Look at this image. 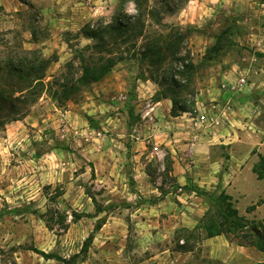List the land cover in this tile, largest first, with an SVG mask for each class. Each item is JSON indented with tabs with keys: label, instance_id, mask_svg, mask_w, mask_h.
<instances>
[{
	"label": "rangeland",
	"instance_id": "1",
	"mask_svg": "<svg viewBox=\"0 0 264 264\" xmlns=\"http://www.w3.org/2000/svg\"><path fill=\"white\" fill-rule=\"evenodd\" d=\"M21 1L24 4L17 11H6L0 5V56L29 49L50 62L46 86L34 100L0 101V264H57L32 248L70 258L80 252L99 218L103 225L94 232L88 251L70 264H224L210 255L205 228L213 217L218 222L222 219L213 206L208 217L199 218L195 225L191 222L194 197L188 195L195 187L180 188L172 173V153L165 140L173 133L167 127L171 117L162 107L151 109L150 103L176 97L190 110L187 116L211 118L208 109H197L196 100L207 88L223 87L214 77L221 70L219 61L241 55V36L248 32L241 27V20L247 17L241 12L243 1L200 0L204 9L199 6L196 10L203 16L199 23L186 18L190 0H140L141 11L134 0ZM258 1L256 24L264 34V0ZM205 6L214 11L208 14ZM116 22L128 27V36L105 31L107 47H96L103 42L84 34L87 26L104 31ZM224 29L225 37L218 40ZM156 36L179 45L174 56L164 49L167 58L158 82L151 79L155 68L149 59L143 62L139 54ZM215 46L221 48L215 50ZM91 56L122 58L102 80L82 87L73 100L60 103L54 97L58 86L54 82H62L68 73L80 76L82 57ZM165 75L174 77L179 85L165 83ZM93 95L100 106L80 109ZM225 106L234 107L231 102ZM13 110L21 113L14 115ZM147 110L149 114H145ZM110 112L119 118L115 126L107 121ZM72 116L77 121L72 122ZM228 117L222 130L232 124ZM82 120L101 127V133L93 129L83 132ZM236 120L230 128L239 129L241 137L253 141L258 132L255 125L239 126ZM195 125L205 127V123ZM132 139L140 141L134 149ZM260 148L251 151L254 164L264 154V146ZM96 153L101 156V166L110 163L108 170L94 167L90 156ZM250 177L245 195L241 192L243 199L233 201L239 215L248 221L243 232L252 230L255 240L254 228L264 230V207L257 209L250 202L259 191L264 202V179L261 183L252 174ZM97 205L106 210L98 215ZM48 207L67 214V228L57 215L52 228L46 225L41 214ZM75 211L82 214L78 220L73 217ZM243 232L223 235L237 244L248 241L242 238Z\"/></svg>",
	"mask_w": 264,
	"mask_h": 264
},
{
	"label": "crops",
	"instance_id": "2",
	"mask_svg": "<svg viewBox=\"0 0 264 264\" xmlns=\"http://www.w3.org/2000/svg\"><path fill=\"white\" fill-rule=\"evenodd\" d=\"M241 1H243L241 12L244 11L247 16L241 20V27L244 26V29L248 30L246 34L241 36V55L238 54L237 57L232 58L227 56L219 61L221 70L218 72L219 75L214 77H218L223 82V87H217V89L215 87L207 88L196 100L197 109H208L211 118L202 114L196 119L193 116H187V112L173 116L170 113L173 102L169 97H161L150 103L151 109H161L162 107L171 117L167 121L170 126L168 124L167 127L173 129V133L165 140L172 153V173L180 188L185 185H193L195 189L213 193L214 196H218L225 191L237 203L243 199L241 192L242 195H245L244 192L247 191V182L251 179V174L253 179L255 178L256 181H261V183L264 179H259L254 172L253 167L255 164L253 160L255 155L251 153L255 146H258L259 150L262 145L264 146V106H262V104L264 105V56L259 54L264 53V51L261 52V49L264 50V34L256 24L259 13L255 10V6L260 2L258 0ZM203 3L200 0H190V11L188 14L186 13V18L189 21L200 22L203 16L200 11L196 10L199 6L204 9ZM21 4H24L21 0H0V5L6 11H17L21 8ZM205 8L208 14L214 11L213 7L205 6ZM245 23L248 24L245 25ZM245 42L248 43L247 47L252 50L244 46L246 45ZM254 51L256 53H253ZM112 77L113 74L107 80L112 79ZM242 79H244L243 83L240 82ZM91 98L92 100L85 102L80 109L85 108V111H87L89 106L97 108L99 105L97 97L93 95ZM226 102L233 103L234 107L225 106ZM71 112L74 113V111ZM230 112L236 113L238 116L234 117ZM149 113L150 110H147L145 114ZM225 114L229 116L228 119L231 120L232 124L237 119L239 126L253 127L255 125L258 132L255 131L254 140L246 141L240 136L242 131L237 128H230L232 124H229V128L222 130V125L227 123L225 120L227 115ZM202 116H205L204 120H202ZM106 117L108 123L113 126L117 125L119 118L115 117L112 112L107 114ZM75 120L77 121V117L72 116V122H75ZM82 123V125H85L83 132L88 129L97 130L99 133L102 131L101 127L91 126L87 120H82ZM101 123L103 122L101 121ZM101 123L99 121V124ZM202 123H205V127L197 129L195 124ZM162 125L165 124L162 123ZM104 141L108 143L109 140L105 138ZM137 143H140V141L132 139L133 149L136 148ZM99 155L96 153V155L90 156L94 167L108 170L110 163L101 166L102 159ZM247 171H251L250 174H247ZM259 192L250 202L254 203L257 209L264 207V202L258 196L261 191ZM188 196L194 197V204H191L189 214L191 215V222L195 225L198 219L203 217L208 210L210 199L195 190H191V194ZM258 198L259 203H256ZM157 204L155 202V205ZM206 243L210 246V255L220 259L224 264H255L264 261V251L254 246L236 244L229 241L223 234L207 237Z\"/></svg>",
	"mask_w": 264,
	"mask_h": 264
},
{
	"label": "trees",
	"instance_id": "3",
	"mask_svg": "<svg viewBox=\"0 0 264 264\" xmlns=\"http://www.w3.org/2000/svg\"><path fill=\"white\" fill-rule=\"evenodd\" d=\"M134 1L137 3L139 11H141L142 2L140 0ZM127 28L128 27L126 25H123L119 22H116L115 24H110V26L107 27V29L104 31L98 28L95 29L87 26L84 30V34L90 38L99 39L101 42H103L97 43L96 47L98 45H105V47H107L104 37L105 31H107V33L121 32L119 34L126 35ZM226 31L227 29L221 31V33L217 36V39L220 40L224 38L226 35ZM175 34H177L176 38L178 40L181 39V37H178L179 32H176ZM127 36L128 35H126V37ZM175 43H177V41L167 42L164 40L163 42L161 41L159 36H156L155 39L148 41L145 44L143 50L139 53L140 59L143 62L146 59H149V64L155 68L151 76V79L155 82H158V72L161 69V65L167 58V54H165L164 49L167 47L168 50L172 51V56H174L177 53L176 49L179 46H176L177 44ZM175 46L176 48L173 49ZM219 48H221V46H215L214 49L218 50ZM109 51L112 52L111 49ZM37 53V50L25 49L23 50V54L22 52H8L6 55L4 54L3 56H0V101H5L7 99L11 101L19 100L24 102L28 100L29 97L34 100L35 97L39 95V93L44 89V87L46 86L45 73L46 69L49 66L50 60L41 55H38ZM259 54L264 56V53ZM121 58V56H99L97 58H94L92 56L90 58L82 57L81 75L75 78L73 74L68 73L65 78H63L62 82H59L60 80L55 81V85L58 86L53 92L54 97H56V99H58L59 101L61 99L62 102L60 103H63L64 100H73L75 94L80 93L82 91V87L90 86L92 83L102 80L107 75V73L112 70V68ZM154 72H156L157 74H155ZM162 80L165 83H168L170 81L174 83L176 81V84L179 85L174 77L169 78L167 75H165ZM6 89H9L8 91H10L8 94H6ZM17 93H19L20 95H16ZM169 98L173 102V107L171 111L173 116H177L181 113L190 111L187 106L183 104L184 100H178L176 97ZM17 111L18 110H13L11 113H13L14 115H18V113H21V111ZM259 156V162L254 165L253 170L257 174L259 179H263L264 172L261 171V168L264 169V154H259ZM193 190H195L201 195L209 197L210 199V206L202 218L204 219L208 217L214 206L216 208L215 215L221 217L222 219L220 220V222H218V220L216 221V219L213 217L207 224H205L207 232L206 237H212L220 234L227 235L229 232L231 233L232 231H235V233L241 231L243 232L244 228L248 226L247 219L244 216L239 215V210L235 206L232 196L227 194L225 191L221 192L218 196H214L213 193L202 191L197 188ZM92 199L94 200V198ZM105 210V208L99 205L96 206V211L98 212V215L99 213H102ZM49 214L51 215L48 216ZM54 215H57V217L59 218V222L64 226V228H67V224H65L68 218L67 214H64L63 212L57 209L53 210V208L48 207L47 210L41 214V218L44 219L46 225L49 228H52L53 224L51 223V221L54 220ZM81 216L82 214H80L79 212H73V217L75 220H78L79 218H81ZM102 225L103 221L101 218H99L97 223L95 224V231H98L102 227ZM94 232H92L85 239L80 252L73 254L72 256H70V258H64L58 253L45 252L44 250H39L37 248L32 249H35V251L40 253L46 259L57 260V264H70L75 260L76 257L80 255V253H86L88 251L90 244L92 243L94 238ZM251 232L252 230L250 231V233L243 232L242 238L245 240L248 239V241L244 242L239 240L237 244L255 246L259 250L264 251V239H261L256 234V239L254 240L253 238L255 237V234ZM181 245L184 246V244ZM255 264H264V261H259Z\"/></svg>",
	"mask_w": 264,
	"mask_h": 264
},
{
	"label": "water",
	"instance_id": "4",
	"mask_svg": "<svg viewBox=\"0 0 264 264\" xmlns=\"http://www.w3.org/2000/svg\"><path fill=\"white\" fill-rule=\"evenodd\" d=\"M254 231L256 232V234H257L260 238L264 239V230H261V229H259V228H254Z\"/></svg>",
	"mask_w": 264,
	"mask_h": 264
},
{
	"label": "built area",
	"instance_id": "5",
	"mask_svg": "<svg viewBox=\"0 0 264 264\" xmlns=\"http://www.w3.org/2000/svg\"><path fill=\"white\" fill-rule=\"evenodd\" d=\"M261 5H262V6H264V2H263V3H261ZM240 82H242V83H243V82H244V79L240 80ZM204 118H205V116H202V120H204Z\"/></svg>",
	"mask_w": 264,
	"mask_h": 264
},
{
	"label": "clouds",
	"instance_id": "6",
	"mask_svg": "<svg viewBox=\"0 0 264 264\" xmlns=\"http://www.w3.org/2000/svg\"><path fill=\"white\" fill-rule=\"evenodd\" d=\"M128 11L129 12H132V11H134V9L133 8H129Z\"/></svg>",
	"mask_w": 264,
	"mask_h": 264
}]
</instances>
